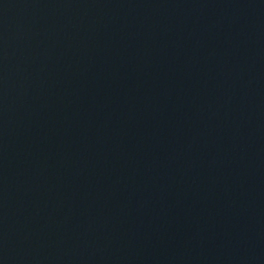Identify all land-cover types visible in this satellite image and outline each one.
<instances>
[{
  "label": "water",
  "instance_id": "1",
  "mask_svg": "<svg viewBox=\"0 0 264 264\" xmlns=\"http://www.w3.org/2000/svg\"><path fill=\"white\" fill-rule=\"evenodd\" d=\"M0 264H264V0H0Z\"/></svg>",
  "mask_w": 264,
  "mask_h": 264
}]
</instances>
